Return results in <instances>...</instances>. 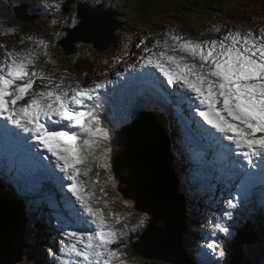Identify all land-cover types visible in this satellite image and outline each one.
I'll use <instances>...</instances> for the list:
<instances>
[{
    "label": "rangeland",
    "instance_id": "obj_1",
    "mask_svg": "<svg viewBox=\"0 0 264 264\" xmlns=\"http://www.w3.org/2000/svg\"><path fill=\"white\" fill-rule=\"evenodd\" d=\"M147 1L149 8L145 6L146 12H143L137 0H0V45L4 46L0 47V61L4 58L5 49L8 51L32 52L35 55V70L50 78L52 75L58 77L56 80L51 78V81L59 83L62 79L63 81H68V83H64V86L69 84L72 86L79 85L81 88L87 89L93 87L96 83H105L106 80L113 77L114 73L117 74L120 71V67L125 70V73L135 71L137 59L142 56L144 48H147L150 55L153 53V57L154 54L155 57H158L159 53L157 51H149L151 45H153V49H157V40H161L162 43L160 41V44L162 45L167 40L169 45H171L173 43L171 35H183L197 41L201 37L208 36V34L211 36L213 33L209 29L214 28L216 30L215 26L219 27L222 25L223 33L226 36L230 32L234 33L230 25H235V27L241 25L249 28L252 25V29L255 28L257 30H263L264 28V0H218L210 10L190 8L187 6L186 0ZM80 9L86 14L89 12L96 13L97 11L115 13L114 22L118 23L119 28L112 32L110 37L111 44L107 49L98 50L95 47L94 42L97 37L93 35L94 33L90 29L87 31L86 29L76 30L81 22L79 18ZM21 15L25 21L18 19L19 16L21 18ZM203 20H206V23ZM226 23L229 25L224 26ZM255 23H257L258 27ZM194 28L196 30L193 33L191 31H194ZM261 34L259 37H261ZM40 41H44L47 46L45 47V44H41ZM59 42H63L67 49H73V53L70 55L65 54ZM169 55L181 56L183 54L169 51ZM80 58L87 59L92 65V72L86 77L73 69L75 62ZM158 79L161 80L162 76H159ZM48 83L49 81L47 80H37L34 88L38 89L40 88L39 85L44 86ZM129 83L126 80L121 83L118 81L116 83L118 86L111 85L109 88H103L109 94L114 91L123 93L122 96L116 94V98H114L115 101L119 99L121 120H124L125 116L130 114L133 109V102L141 105V101L145 100V102L157 104L155 96H152V94H156V91L148 84L149 81L136 77L134 89L119 87ZM52 86L54 87L55 84H52ZM142 89H146L149 92H143ZM130 91H137L138 97H136V100L130 98L128 95ZM152 104L149 105L152 106ZM167 111L175 119L174 108L170 107ZM142 114L146 115L148 113L143 112ZM135 116L136 112L134 111L131 114V118ZM174 126L177 129L182 127L179 122L175 123ZM113 131L111 130L109 134H112ZM173 139L176 147L175 152L180 158V166L178 169L172 163V167L175 172H179L181 168H185L187 165L183 159H188V155L184 152L185 148L182 142L176 136ZM108 141L110 143V137ZM106 142H101L100 147L96 149L95 157L90 161L93 171L89 173L88 177H83V179L80 177V179L85 181L83 187L86 194L89 192L95 193L97 203L94 206L103 209L108 221L114 225V229L118 232L127 231V236L121 243L112 245L113 250L117 253V258L113 261V264H169L162 260H148L133 251L134 242L142 237L148 227L150 215L140 213L136 209L134 210V204L130 200L125 199L118 190L119 181L114 177L111 169L110 151L105 156V148L108 149ZM11 144L14 143L11 142L10 138V146H12ZM28 154L32 155V152L29 151ZM1 158H10L11 162L9 161V165L18 169L14 165L11 152L7 155H3L0 152V162H2ZM29 163L31 164V162H27V164ZM105 163L107 167H105ZM5 166L10 167L6 163L1 166L0 163V179H2V174L8 175L10 173ZM51 170L53 173L49 174L58 178L54 170ZM189 170H183L181 173L187 177V171ZM20 171L21 173H10L12 181L8 186L0 184V195H10L12 200L19 202L22 211L20 234L18 238L14 239L15 252L12 258L7 260L8 251L11 253L12 251L5 245V241L4 245L0 244V264H64L65 260L70 261L71 264H77L79 258H69L65 254L66 252L62 251V248L65 244L70 245V242L82 247L75 238L68 236L67 233L86 229L73 224L69 218L64 217V215L69 213L64 212L63 214V211L60 212L58 202L54 200L50 192L46 193L44 192L45 189L39 187L41 182L48 184L45 176V178L42 174H40L41 177L26 176L25 182L21 184L19 179L23 177L22 173L26 172V169L23 168ZM188 177L190 179H198L199 182L201 179L196 172L193 173V177L189 175ZM59 178L57 180L58 185L61 183V189H68L70 183L67 182L64 185L65 178L63 176ZM17 181L18 184H16ZM180 182L184 186L182 191L185 197L188 232L182 237L184 251V260L182 261L185 264H201V261L206 262V264H233L234 258L229 257L227 253L230 243L233 241L232 238L235 237V234L230 236L231 224L226 226L228 231L225 232L226 235L221 237V239L219 236L224 232L216 227L220 225L225 228L226 225V218L219 216V212L222 209L220 206L221 202L216 207H214V202L205 206L204 203H207L203 191L198 190L197 186L195 190H192V183L188 178L186 181L181 179ZM195 184L203 186L198 182H195ZM53 185H56L54 181ZM20 187L22 190H19ZM9 188H11L13 194L10 193ZM14 188L18 191L14 190ZM67 189V194L72 196ZM66 192L64 191L60 195L59 190L54 191L56 200H58L60 195L59 206L60 201H63L64 195V199L68 198ZM20 195L21 198H19ZM104 196L109 197L105 201L108 206L112 204L118 206L117 208L121 212L119 223L116 222V218L108 215L109 208H104L105 203L102 202L106 199ZM234 197L241 198L237 197V195ZM262 197L264 198V196ZM219 199L215 200L216 203ZM254 199L258 201L259 211L250 215L244 213L241 218L237 219L251 218L253 222L257 220L262 226L264 225V199H260L256 194ZM69 201L73 202L70 198ZM77 205L78 203L75 201L74 206L71 207H79ZM60 207L64 209V207ZM71 211L74 212L73 210ZM227 212L225 213L226 215ZM235 212L240 215L237 213L236 208L231 211V213ZM58 217L63 218L65 223L68 222L70 226L59 229V225H56V223H60ZM86 225L89 226V224ZM199 230L204 231V233L200 236L196 235L198 239L193 238L192 235L190 236L189 232L199 233ZM211 231L215 232L209 235ZM262 245L264 246V240ZM261 249L264 248H259V245L257 247L255 245L250 250H256V253L262 255L264 260V250ZM250 250L247 253L243 251L242 255L236 251L238 258L242 260L245 256L246 258L250 256L255 261V264H264L262 261L256 262L255 258L250 255ZM220 252H225L221 259ZM178 261L180 260L178 259ZM244 262L253 264L252 261L247 259Z\"/></svg>",
    "mask_w": 264,
    "mask_h": 264
},
{
    "label": "snow or ice",
    "instance_id": "obj_2",
    "mask_svg": "<svg viewBox=\"0 0 264 264\" xmlns=\"http://www.w3.org/2000/svg\"><path fill=\"white\" fill-rule=\"evenodd\" d=\"M180 39L172 36L171 45L164 41V51L158 57H149L147 62L151 64L155 58V67L169 85H179L194 95L203 107L199 116L237 149H245L243 155L249 165L253 156L264 160V137L255 136L257 131L264 133V33L257 39L252 32L243 37L239 32H230L222 40L204 43H177ZM169 51L183 55H169ZM37 80L49 83L37 90ZM104 87L102 83L87 89L64 86L62 79L53 87L50 77L35 70L32 52L5 49L0 61V119L7 122L0 126V136L18 138V133L12 131L17 129L54 157L55 167L71 182L67 190L82 210L84 223L94 226L67 233L82 245L65 244L62 248L68 256L79 258L77 264H113L117 253L112 245L127 236V231L114 229L103 209L94 206L95 193L86 194L85 181L80 179L93 171L90 161L96 149L102 141L109 140V131L102 127L100 115L90 103ZM49 123L55 127H49ZM107 152L105 148V156ZM228 206L236 207L231 201ZM107 207L105 203L104 208ZM108 215L119 223V214L109 211ZM227 217L232 219L231 212ZM216 227L228 231L220 225ZM64 264L71 262L65 260Z\"/></svg>",
    "mask_w": 264,
    "mask_h": 264
},
{
    "label": "water",
    "instance_id": "obj_3",
    "mask_svg": "<svg viewBox=\"0 0 264 264\" xmlns=\"http://www.w3.org/2000/svg\"><path fill=\"white\" fill-rule=\"evenodd\" d=\"M114 17L115 13L111 12L97 11L86 14L81 10V22L76 30L90 29L97 37L95 47L105 50L111 44L112 32L119 28L118 23L114 22ZM18 19L25 21L22 15ZM59 44L65 54L73 53V49H67L63 42ZM110 146L111 169L119 181L118 190L125 199L134 204V210L150 215L148 227L142 237L134 242L133 251L148 260L185 264L182 261V237L187 232L185 200L178 188L172 167L169 139L156 117L151 114H138L131 124L115 133ZM243 233L242 230L241 235ZM241 235L230 243L227 251L229 257L235 258ZM4 239L0 228L1 245H4ZM256 243L253 244L252 239L251 246H247L244 252L247 253L255 245L264 248L263 240ZM238 252L243 254V251ZM249 253L256 262H264L263 256L257 254L256 250H250Z\"/></svg>",
    "mask_w": 264,
    "mask_h": 264
},
{
    "label": "bare ground",
    "instance_id": "obj_4",
    "mask_svg": "<svg viewBox=\"0 0 264 264\" xmlns=\"http://www.w3.org/2000/svg\"><path fill=\"white\" fill-rule=\"evenodd\" d=\"M249 16V15H248ZM214 17V16H213ZM216 18V17H215ZM214 18V19H215ZM211 19H212V17H211ZM217 19V18H216ZM219 19V18H218ZM246 19H247V16H246ZM255 20V19H254ZM195 21V20H194ZM193 21V22H194ZM204 21V20H203ZM206 21V20H205ZM204 21V22H205ZM212 21V20H211ZM253 21V20H252ZM213 22V21H212ZM219 22V21H218ZM201 23V22H200ZM206 23V22H205ZM192 24V23H191ZM210 24V23H209ZM256 24V26L258 27V25H257V23H255ZM202 25H203V23H202ZM213 25V24H212ZM211 25V26H212ZM218 25V24H217ZM227 25H229V24H224V26H227ZM194 26V25H193ZM231 27H232V29H233V31H234V33H236V32H239L240 34H241V36L243 37V36H246L247 35V33L248 32H252L253 33V36L255 37V38H257V39H259L260 37H259V35L261 34V32L262 33H264V28H263V30L261 29V30H257V29H255V28H253L252 29V25H251V27L249 28V27H244V26H239V27H235V25L233 26V25H230ZM248 26V25H247ZM255 26V25H254ZM217 29L215 30L214 28H210L209 30L211 31V33H213V34H211V36H209V34H208V36H206V37H204V38H200L199 40H197V41H195V40H192V39H190V38H187V37H185V36H183V35H171V37L172 36H176V37H180L181 39L177 42V43H184V42H186V41H193V42H197V43H204V42H210V41H212V40H222V39H224L225 37H226V35L223 33V26L221 25V26H215ZM263 27V26H262ZM199 29H201V28H199ZM203 29V28H202ZM195 28H194V31H191V32H195ZM208 30V31H209ZM205 32V31H204ZM202 35H203V33H202ZM159 39V38H158ZM161 40H157V42H160ZM161 43H162V41H161ZM161 46L160 47H158L157 49H153L152 48V46L153 45H151V50H153V51H157L158 53H160L161 51H164V48H163V46H162V44H160ZM155 48V47H154ZM169 54V53H168ZM153 55V53H151V55L149 54V52H148V50H147V54L145 55V56H141L139 59H137V68H136V70L135 71H132V72H126L125 73V70L123 69V68H119V70L120 71H118L117 72V74L116 73H114L112 76L113 77H111V78H109V80H106V82L105 83H103L104 85H105V87H110L111 85H114V84H116L118 81L117 80H119V79H124V80H126L127 78L128 79H130L129 81H130V83H134V82H132L133 80H135V78L136 77H141L142 79H144V80H147V81H153L154 83H158L159 82V79H158V77L159 76H162V78H164V76H163V74L159 71V69H157L156 67H155V58L153 59V63H151V64H149L147 61H148V59H149V57H153L152 56ZM121 74V75H120ZM121 77H120V76ZM115 77H118V78H115ZM52 80H56V79H58V77L57 76H53L52 75ZM107 81H109V82H107ZM111 81H114V82H111ZM52 82V84H56L55 82H53V81H51ZM59 82V81H58ZM64 83H68V81H63ZM129 83V84H130ZM128 84H125V85H123L124 87L125 86H127ZM122 86V87H123ZM161 86L163 87V90H161L160 91V94L162 95V96H167L166 97V100H165V102L167 103V102H169L170 101V98H171V92L169 91V88L167 87V85L166 84H164V83H162L161 84ZM39 87L40 88H38V89H41L42 87H44L43 85L41 86V85H39ZM37 89V90H38ZM159 95V94H158ZM145 101V100H144ZM190 108H192V106H190ZM193 115H195V112L193 113ZM193 115H190L189 116V122L188 123H186V126L189 128L190 126H193V122H195L196 123V125L198 124L197 123V121H196V118H195V116H193ZM203 127H205V125L202 123V128L201 127H198V130L200 131V133H201V136H202V139H204V143H209L210 141H209V139L211 138V137H209L210 135H212L211 134V132H209L208 130L206 131L205 129H203ZM9 129H11V128H9ZM12 131H14V132H17L18 133V135H19V130H17V129H12ZM174 135L176 136V133H174ZM177 137V139H179L180 141H181V136L179 137V136H176ZM10 138H11V142L12 143H14V144H11L12 146H10ZM188 143H189V145L188 146H191V147H194V145H192L191 143H190V140H186ZM212 142V141H211ZM23 145V153H24V155L25 156H27V158L25 159L23 156H21V161L22 162H20L19 161V155H18V152H17V147L19 146V145ZM172 147L174 148V150L176 149V147H175V141H174V139L172 140ZM213 145V144H212ZM30 149H33V145L32 144H29L26 140H23V139H21L20 137H18V138H12V137H8V136H4V139H2L1 138V136H0V151L1 152H6V153H4L3 155H7L9 152H11V154L13 155L12 156V158H13V162H14V165H15V167H17V168H19V169H23V168H25L26 169V166L28 165L27 164V162H29V161H27V159H29L30 157H28V156H30L29 154H28V152L30 151V152H32V155H36L37 157H39L35 152H33L32 150H30ZM184 152L188 155V156H190L191 154L185 149L184 150ZM180 154V153H179ZM178 154V155H179ZM2 159V158H1ZM228 159V158H227ZM229 160V159H228ZM2 161H4V162H6V164L8 165V166H10L9 165V161H10V158H7V159H2ZM25 161V162H24ZM183 161H185L186 163H187V165H186V167L187 168H190V166H189V160L188 159H183ZM11 162V161H10ZM2 166H3V164H2ZM8 171H13V172H16L17 173V169L16 168H14L13 166H10V167H5ZM42 168V167H41ZM41 168H39V167H37L36 165H32V166H30L29 167V169H32V171L33 170H40ZM55 166H52V167H50V168H47V169H45L44 170V176L46 177V180H47V182H48V184H46L45 182H41L40 184H39V187H42L43 189H45L44 190V192H46V193H48V192H50V194L53 196V198H54V200L56 201V202H58V207H59V209H60V212H62L63 211V214H64V212L65 213H69L68 215H64V217H67V218H69L70 220H71V222L73 223V224H76V225H79V226H81L82 225V223L84 222V217H83V213H82V210H80L79 209V207H71V206H74V202H75V197H73V196H70V195H68L67 194V192H66V189L64 188V189H61V183L58 185V178L60 177V176H63L64 178H65V182H64V185L67 183V182H69V183H71L70 181H68L67 180V178L64 176V174L63 173H60L59 172V170L56 168ZM28 169V168H27ZM51 169H53L54 170V172H55V174H57L56 175V177H58V178H55V177H53V176H51L49 173H53V171L51 170ZM184 170V168H181V171L179 170V172L181 173L182 171ZM112 172H113V174H114V171H113V169H112ZM7 173H9V172H7ZM198 173V172H197ZM42 174V175H43ZM61 174V175H60ZM59 175V176H58ZM101 175V174H100ZM7 176V177H6ZM228 174L224 171V170H222L221 171V173H220V177H218V178H220V179H222V180H224V181H227V179H228ZM1 178L2 179H0V184H2V185H9L10 184V182L12 181V179H11V174L9 173L8 175H5V174H2L1 175ZM60 179V178H59ZM82 179H83V177H82ZM7 180V181H6ZM53 181L55 182V184L56 185H53ZM83 181V180H82ZM8 182V183H7ZM22 182V181H21ZM210 183H211V185L212 186H214L216 183H218V182H216V178H213V179H211V181H210ZM200 184H202L203 185V183L202 182H200ZM26 186V185H25ZM24 186V187H25ZM195 186H197V189L198 190H200V189H202V187L203 186H199V185H196L195 184ZM217 187H221V184H219L218 183V185H217ZM38 188V187H37ZM179 188V187H178ZM181 188L182 189H184V186L181 184ZM21 189V187L19 188V190ZM25 189V188H24ZM42 189V190H43ZM9 190L11 191V188H9ZM14 190H16V191H18L16 188H14ZM22 190V189H21ZM55 190H59V193H60V195L61 194H63V192L65 191L66 192V195H67V197L68 198H65L64 199V196H63V201H60V206H62V207H64V209L62 208L61 209V207L59 206V198H60V195L58 196V200H56V198H55V195H54V191ZM180 190V189H179ZM32 192V191H31ZM180 192H181V194H182V196L184 197V195H183V191L182 190H180ZM203 192H204V190H203ZM10 193H12V191L10 192ZM13 194V193H12ZM103 195H104V193H103ZM106 195V194H105ZM204 195H205V192H204ZM0 196H5L4 194L3 195H0ZM256 196H258L260 199H264L262 196H264V188H262V189H258V190H256ZM13 197H14V195H13ZM19 198H21V195L19 196ZM69 198L73 201V202H70L69 201ZM104 198H106L104 201H102L103 203H105V201L109 198V197H105L104 196ZM184 200H185V197H184ZM217 200V199H216ZM12 202H16L15 200H12ZM113 203V202H112ZM214 203H216V201H214ZM17 204H19V202L17 201ZM57 205V204H56ZM204 205L205 206H207V204H205L204 203ZM78 206V205H77ZM188 206V205H187ZM118 206H116L115 204H112L111 206H108L107 207V209L109 208V210L111 211V212H114V213H117V214H119V216H120V214H121V212L119 211V209L117 208ZM19 208H21L20 206H19ZM69 209H71V210H73L74 212H72L71 210H69ZM76 209H77V212H76ZM223 209L224 208H222V211H223ZM59 218V221H60V223L59 224H57V225H59L58 227H59V229H62L63 227H65V226H70L69 225V223L67 222V223H65V220L63 219V218H60V217H58ZM114 218V217H113ZM86 225V224H85ZM89 226H90V224H89ZM88 226V227H89ZM38 228V227H37ZM196 229V231H198V229L197 228H195ZM187 231V230H186ZM200 232V234L197 232V233H194V232H189V234H190V236L192 235V237L193 238H197V236L196 235H203V233H204V231H202V230H199ZM215 231H211V232H209V235H212L213 233H214ZM188 233V232H187ZM71 240H73V239H71ZM69 242V241H68ZM71 244H74V243H72V242H70V245ZM64 245V244H63ZM69 245V244H68ZM79 247V246H78ZM66 255H67V253H65ZM62 255V254H61ZM68 256V255H67ZM69 258H72V257H75V256H68Z\"/></svg>",
    "mask_w": 264,
    "mask_h": 264
},
{
    "label": "trees",
    "instance_id": "obj_5",
    "mask_svg": "<svg viewBox=\"0 0 264 264\" xmlns=\"http://www.w3.org/2000/svg\"><path fill=\"white\" fill-rule=\"evenodd\" d=\"M216 1L218 2V0H186V3L187 6L193 9L210 10L212 6L216 4ZM137 3L140 4L143 12H146L145 6L149 8V3L147 0H137ZM142 10H140V12H142ZM73 69L74 71L81 73L82 76L86 77L87 75L91 74L92 65L87 61V59L80 58L75 62ZM112 107L113 105H111L110 103L105 105L106 109H103L100 115L103 120H105L106 117L111 114ZM19 206L21 207L20 204H17V201L12 202L10 195L6 194L5 196H0V228L2 229V234L5 237L4 241L6 243L4 241L3 242L12 251V253L8 251L7 260L12 258L13 253L16 249V245H14V239L18 238L20 234L22 211ZM255 227L256 226H254V228ZM246 229L247 231L245 232ZM246 229L243 230L244 233L241 235V238L239 240L240 246L237 247L235 253L236 251H246L247 246L252 244V239L254 244L256 242L258 243V240H262V237H264V232L257 231V229L253 230L251 226H248ZM238 236L239 235H237V237ZM240 255H242V253ZM245 259H247L248 261H252V263L255 264V261L250 256H247V258L245 256L242 260H240L237 254L234 258L233 264H248L247 262H244Z\"/></svg>",
    "mask_w": 264,
    "mask_h": 264
}]
</instances>
